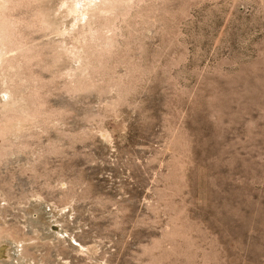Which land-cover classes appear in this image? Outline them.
<instances>
[{
    "label": "rangeland",
    "instance_id": "374dc122",
    "mask_svg": "<svg viewBox=\"0 0 264 264\" xmlns=\"http://www.w3.org/2000/svg\"><path fill=\"white\" fill-rule=\"evenodd\" d=\"M3 18L0 264H264V0Z\"/></svg>",
    "mask_w": 264,
    "mask_h": 264
},
{
    "label": "bare ground",
    "instance_id": "6f19581e",
    "mask_svg": "<svg viewBox=\"0 0 264 264\" xmlns=\"http://www.w3.org/2000/svg\"><path fill=\"white\" fill-rule=\"evenodd\" d=\"M8 19V18H6ZM10 20V19H9ZM13 22V21H12ZM9 23L7 20H5L4 18L2 20H0V42H4V40H6L8 38V30H10V26H13V23ZM15 22V21H14ZM15 24V23H14ZM16 26V25H14ZM14 38V37H13ZM3 56V53L0 54V58Z\"/></svg>",
    "mask_w": 264,
    "mask_h": 264
}]
</instances>
